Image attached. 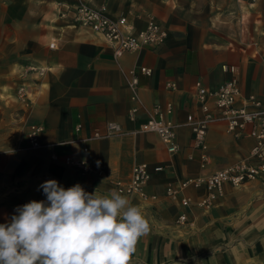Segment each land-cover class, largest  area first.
<instances>
[{"label": "crops", "instance_id": "obj_1", "mask_svg": "<svg viewBox=\"0 0 264 264\" xmlns=\"http://www.w3.org/2000/svg\"><path fill=\"white\" fill-rule=\"evenodd\" d=\"M78 1L0 0V224L17 206L46 200L38 190L46 180L55 179L65 189L80 183L89 193H119L116 182L127 184L133 165L146 163L145 197L119 193L149 224L131 264H264L260 181L225 184L207 210L194 204L206 194L203 188L185 190L193 201L188 207L166 195L169 183L210 174L249 155L253 139L234 137L218 121L208 128L209 161L201 167V150L193 144L187 118L199 114L196 81L214 89L235 77L242 97L252 93L264 104V0H83L126 15L136 30L153 20L167 31L160 45L118 58L100 35L60 15L65 5ZM143 66L151 69L149 75L140 72ZM131 71L137 75L138 102L131 100ZM13 95L19 102L14 116L6 102ZM167 102L176 123L175 153L156 133L140 130L153 104ZM134 105L139 110L130 119ZM9 117H15L14 127ZM108 122L120 130L88 138L95 130L103 132ZM32 124L43 127L37 148L27 143ZM66 156L85 159L100 174H82L65 163ZM182 211L187 219L178 224Z\"/></svg>", "mask_w": 264, "mask_h": 264}, {"label": "built area", "instance_id": "obj_2", "mask_svg": "<svg viewBox=\"0 0 264 264\" xmlns=\"http://www.w3.org/2000/svg\"><path fill=\"white\" fill-rule=\"evenodd\" d=\"M238 1L253 3L256 0ZM60 15L68 16L74 24L81 25L100 35L113 47V55L116 58L128 51L160 45L167 36V31L153 20H147L143 28L136 30L126 15H112L104 4L91 7L85 1L79 0L74 5H65L64 9H61ZM49 47H55V42L49 43ZM230 71L234 72L235 67L231 66ZM140 72L149 75L151 69L143 66L140 67ZM128 86L133 91L131 100L138 102L139 99L136 94L138 80L133 71H131ZM167 86L174 88L175 84L167 83ZM194 86L199 114L195 116L190 114L187 121L191 129L193 144L201 150V167H204L209 161L205 139L211 124L222 121L226 131L234 137L248 135L253 139V145L246 158L210 174L186 177L166 186V195L171 200L178 201L182 207H188L193 202L190 197L183 194L186 189L203 188L206 194L202 195L194 204L203 210H207L213 205L215 199L222 195L225 184L239 187L249 181L258 180L264 188V104L252 93L242 97L235 77L214 89H208L200 81H196ZM17 93L22 98L25 94L23 86L19 87ZM138 110V105L131 106L128 117L133 119ZM172 113V103L167 102L165 105L155 103L148 118L140 125L141 131L156 133L169 153H175L179 149L176 123L171 118ZM247 126L248 131H246ZM80 128L81 124H77L76 130H80ZM42 130L43 127L40 124L29 126L26 134L29 147L37 148L41 145L40 133ZM119 130L120 126L117 123L108 122L103 132L95 130L88 138L112 136ZM83 152H87L86 147L83 148ZM52 157L56 158L55 154ZM64 161L66 164L76 167L82 174H100V171L95 170L85 159L66 156ZM160 169H162L161 166L155 167L157 171ZM148 178L149 172L146 163L134 164L129 182L123 184L117 181L116 189L121 194H138L145 197L143 187ZM186 219L187 214L182 211L179 213L176 222L182 224Z\"/></svg>", "mask_w": 264, "mask_h": 264}, {"label": "clouds", "instance_id": "obj_3", "mask_svg": "<svg viewBox=\"0 0 264 264\" xmlns=\"http://www.w3.org/2000/svg\"><path fill=\"white\" fill-rule=\"evenodd\" d=\"M41 189L46 200L17 206L0 224V264H131L149 230L138 207L115 191L89 193L80 183L65 189L49 179Z\"/></svg>", "mask_w": 264, "mask_h": 264}, {"label": "rangeland", "instance_id": "obj_4", "mask_svg": "<svg viewBox=\"0 0 264 264\" xmlns=\"http://www.w3.org/2000/svg\"><path fill=\"white\" fill-rule=\"evenodd\" d=\"M15 94H16V91H15ZM6 102H7V106H8V108H9V111H10V113H13L12 114V116H14V114H16V109H17V106H18V104H19V102H17V101H15V95H13V96H10L7 100H6ZM11 118V119H10ZM13 118V119H12ZM9 125L10 126H15V123H16V121H15V117H9ZM10 128H12V127H10ZM248 126H247V128H246V131H248Z\"/></svg>", "mask_w": 264, "mask_h": 264}]
</instances>
